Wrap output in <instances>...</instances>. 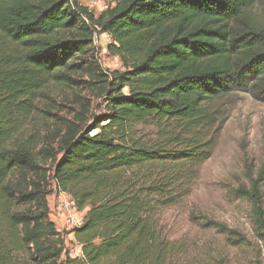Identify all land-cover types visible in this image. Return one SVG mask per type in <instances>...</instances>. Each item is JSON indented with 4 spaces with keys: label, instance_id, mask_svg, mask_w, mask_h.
I'll return each instance as SVG.
<instances>
[{
    "label": "trees",
    "instance_id": "1",
    "mask_svg": "<svg viewBox=\"0 0 264 264\" xmlns=\"http://www.w3.org/2000/svg\"><path fill=\"white\" fill-rule=\"evenodd\" d=\"M107 1L95 15L76 0H0V264H166L157 210L182 169L209 158L214 103L234 91L264 98L253 0ZM97 28L122 70L94 62ZM50 83L96 91L105 112L90 122L80 101L71 120L40 131ZM146 124L153 139L137 132ZM55 191L84 211L80 257L50 221ZM236 192L260 213L257 180Z\"/></svg>",
    "mask_w": 264,
    "mask_h": 264
},
{
    "label": "rangeland",
    "instance_id": "2",
    "mask_svg": "<svg viewBox=\"0 0 264 264\" xmlns=\"http://www.w3.org/2000/svg\"><path fill=\"white\" fill-rule=\"evenodd\" d=\"M76 1L82 6L88 2ZM253 1V12L264 23V0ZM109 43L101 37L93 45V60L105 74L122 70L119 59L107 52ZM80 101L90 103V122L105 112L96 91L75 83L48 84L38 100L47 110L37 112L38 129L44 132L71 120L80 111ZM214 105L220 112L204 136L212 147L209 158L194 165L187 176L182 169L169 192L172 202L164 200L157 210L158 229L171 247L166 264H264V98L234 91ZM30 121L26 120L27 127ZM136 129L152 139L157 135L151 124ZM252 180H257L262 194L259 214L237 197V189ZM63 233L65 252L73 258L77 245L68 231Z\"/></svg>",
    "mask_w": 264,
    "mask_h": 264
},
{
    "label": "built area",
    "instance_id": "3",
    "mask_svg": "<svg viewBox=\"0 0 264 264\" xmlns=\"http://www.w3.org/2000/svg\"><path fill=\"white\" fill-rule=\"evenodd\" d=\"M85 6L90 9L98 10L99 12L106 11L110 3L107 0H88ZM101 37H105L110 40L106 34H101L100 29L97 28L93 31L92 40L93 45L97 43V40ZM51 203L49 204V218L54 224L55 229L59 232L61 237L65 240L64 231H68L67 236L73 241L76 246L75 257L81 256L80 246L74 239V231L83 224L84 211L78 209L74 199L66 192L55 191L51 196H49ZM77 251H79L77 253ZM74 258V257H73Z\"/></svg>",
    "mask_w": 264,
    "mask_h": 264
},
{
    "label": "crops",
    "instance_id": "4",
    "mask_svg": "<svg viewBox=\"0 0 264 264\" xmlns=\"http://www.w3.org/2000/svg\"><path fill=\"white\" fill-rule=\"evenodd\" d=\"M79 251H77V253H78Z\"/></svg>",
    "mask_w": 264,
    "mask_h": 264
}]
</instances>
